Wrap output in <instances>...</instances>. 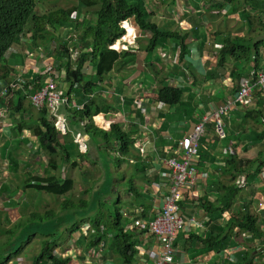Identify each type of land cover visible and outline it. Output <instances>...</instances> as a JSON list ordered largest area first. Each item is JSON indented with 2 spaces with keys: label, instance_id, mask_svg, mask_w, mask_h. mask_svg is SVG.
Returning a JSON list of instances; mask_svg holds the SVG:
<instances>
[{
  "label": "crops",
  "instance_id": "1",
  "mask_svg": "<svg viewBox=\"0 0 264 264\" xmlns=\"http://www.w3.org/2000/svg\"><path fill=\"white\" fill-rule=\"evenodd\" d=\"M148 12L152 15L151 21L157 23L158 27L184 37L186 47L182 60L177 39L167 40V44L156 47L149 53L144 46L151 40V33H145L147 42L143 45L138 43L142 33L135 28L136 45L118 51L128 54L118 60L110 73L98 79L94 75L92 64L86 69L85 81L91 84V92H84L87 98H83L81 92L70 90L71 87L66 82H59L53 73V80L58 82V89L64 100L58 113L67 120L69 134L74 136L77 131L82 130L92 142V151L84 153V156L79 155V147L76 153L71 144L72 160L60 164L55 172L56 176L70 178L74 183L73 188L65 195L44 193L45 191H39L25 182L18 184V176L24 163L14 170L9 161L10 153H14L15 158L19 157L18 153L25 151L35 153L36 137L32 135V128L38 111L27 96L21 109L16 111V93L21 88L17 90L11 84L13 90H9V86L0 81V93L7 89L6 95L0 94V193L9 196L4 201L6 214L19 213L16 224L23 217L36 216L34 211L41 193L44 197L51 195L60 205L58 210L41 206L47 214L46 222H38L39 227L44 228V236L35 233L30 242L7 264H30L31 257L39 253L44 239L55 240L54 253L70 258L72 261L69 264H104V249H108L105 242L94 245L90 243L100 230L102 233L105 231L104 226L97 231L90 223L103 214L108 215L109 219L120 214L123 217L122 224H127L132 230L127 233L137 238L138 257L131 264H150L146 253L154 249L152 246H155L156 241L152 234L141 232L133 225L146 231L147 223L160 212L163 194L169 189L168 172L163 162L169 157L183 158L185 150L182 141L193 132L194 126L204 116H210L206 136L201 138L200 150L193 157L198 169L195 177L197 196L191 199L188 188L180 192L179 209L185 218L186 230L180 232L176 240L173 264H264L261 240H243L235 235L234 229L227 240L228 246L223 243L221 247L215 243L212 246L202 241L207 234L213 232L212 220H217L221 226L226 227L229 218L236 213L233 212L236 211L233 204L237 201L239 208L250 202L249 212L258 215L261 226H264V218L260 215L261 212L264 215V94L255 87L252 102L247 109L239 104L234 105L229 116L223 117L224 136L217 133L214 116L224 104L233 102L241 79L262 69L264 0H150ZM50 38L57 46L67 42L70 55L71 50L76 49H79L77 56L81 55V47L73 46L64 30H51ZM227 39H230L231 44L237 45L232 48L229 46V50L223 52V63L219 66V51ZM127 40L128 37L124 38L122 43ZM28 41L23 42V50L15 48L21 55L22 63H11L8 59L11 78L14 76L16 80L23 82H28L30 74H47L44 64L39 60L40 56L36 59L25 57L24 50L30 52ZM43 48L47 52L52 51L49 45H44ZM31 51L44 54L41 48ZM176 55V61H168ZM47 64L53 67L54 72L58 71L59 64L63 65L54 56L50 57ZM147 75L152 77L149 84ZM64 79L61 78L60 81ZM164 85L182 90L179 103L169 106L158 101V91ZM44 86L46 80L42 87ZM32 88L29 84L31 94L24 89L23 94L33 95L36 90H31ZM87 103L92 106L101 103L108 108L95 116L90 124L109 130L112 123H118L134 140L129 148L130 152L124 157L117 158L109 153V149L117 152L118 144L100 141L98 137H91V134L86 133L84 123H89V120L75 121L70 116L69 109L83 110ZM47 110L56 121L57 117L48 105ZM25 147L30 148L24 150ZM101 150L107 151L109 157L117 162L116 166L111 167L115 176L111 186L103 182V167L99 161ZM87 156L88 161L83 158ZM80 157L82 159H78ZM68 163L73 168L70 166L62 171L64 164ZM52 172L39 169L32 174H54ZM234 179L240 180L241 184L234 182ZM229 187L239 191L229 208L225 209L221 200L231 190ZM68 199L71 201H67ZM63 202L79 204V208L63 210ZM44 203L43 199L42 204ZM218 206L225 209L218 210L222 212L221 218L212 210ZM112 208L116 210L115 215H112ZM206 208L209 210L206 211ZM73 215L78 216L75 219ZM51 218L54 219L47 221ZM62 219L65 224H77L78 230H69L63 225L59 227V231H54V227ZM102 219L107 222L105 218ZM127 227L124 226L125 231ZM60 231L65 239L63 242L59 240ZM215 231L218 232L216 229ZM77 241L84 242L85 246L76 245ZM63 249L67 250L63 252Z\"/></svg>",
  "mask_w": 264,
  "mask_h": 264
},
{
  "label": "trees",
  "instance_id": "2",
  "mask_svg": "<svg viewBox=\"0 0 264 264\" xmlns=\"http://www.w3.org/2000/svg\"><path fill=\"white\" fill-rule=\"evenodd\" d=\"M150 0H77V3L71 8H65V6H57V8L40 14L37 12L38 0H0V81L8 87L12 83H17L20 88L16 95L15 109L19 111L22 106V102L25 100L28 94H31L28 85L31 84L33 88L31 90H39L44 85V80L48 74H37L28 77V82L18 81L13 76L11 78V66L8 62L9 53L15 50V46L21 47L23 42L21 37L25 34L29 35L28 49H40L44 45H49L50 31L53 29L64 30L68 35V40L73 43V46H82L83 51L79 59L71 60L67 50V42L59 44L57 50L51 57H55L62 62L59 64L58 71L62 74L65 72V82L71 87L70 90H76L81 92L83 98H87L84 92H91V84L85 81L84 72L88 70L92 64L94 68V75L98 79H101L104 75L110 73L118 60L128 53H120L110 48L114 43L121 39L125 35V30L121 25L126 20H134L136 26L143 33H151V40L144 46V49L149 53L156 47H162L167 44V40L172 38L177 39L180 47V58L184 54V37H180L177 32H171L169 30L158 27L157 23L151 21L152 15L148 12V3ZM93 9L92 16L90 12L88 15H84L83 11ZM74 34V35H73ZM72 35V36H70ZM59 43V41H57ZM230 39L225 40L224 44L219 51V66L222 65L224 55L223 52L229 50V46H236V43L231 44ZM264 44V42H263ZM240 45V44H238ZM242 46V45H241ZM244 49V48H243ZM48 57V56H47ZM50 58H47L48 62ZM249 61V60H248ZM45 64V62H44ZM264 64L262 65L263 68ZM258 67V66H257ZM261 68H259L260 70ZM256 74L252 76L251 80L256 81ZM10 83V84H9ZM240 85V84H239ZM84 86V87H82ZM87 86V88H86ZM23 89L28 94H23ZM182 90L180 88H173L169 85H164L158 91V101L173 106L180 102ZM107 105L91 103L84 105L83 110L69 109V114L75 121L89 120V123L85 126V131L91 134V137H98L100 141L119 143L123 152L128 153V148L133 144L134 140L126 134L118 123H112L109 130H103L99 127H95L90 124L95 116L104 113L107 110ZM47 109L38 111L36 123L32 128V135L36 137V150L43 152L47 156V166L44 167V171H53L54 174L34 175L29 174L25 179V184L35 187L39 191H45L56 196H62L67 194L73 188V181L67 177L56 176L55 172L58 171L60 164L70 162L72 160V154L70 152L72 146L76 153L78 151V143L75 140V136L72 134L61 135L59 129L56 126L55 118L50 116ZM248 115V114H247ZM248 117V116H247ZM79 122V123H80ZM23 126V125H21ZM98 145V142H97ZM74 151V153H75ZM16 153V152H15ZM79 155H86L79 152ZM22 159V158H21ZM24 160V159H22ZM10 164L14 170L18 169L20 161L15 158L14 153H10ZM28 167H40L39 164L29 165ZM231 190L226 194V198L221 200L223 208L227 209L231 205V201L234 198V194L237 189L229 187ZM67 201H71L68 199ZM248 204V203H247ZM79 208V204L63 202L61 209ZM223 208L212 209L213 212L218 214L221 218V213L218 210L224 211ZM245 213L233 214L231 219L229 218L226 227L221 226L217 220L211 221L212 234H207L203 242L218 244H227V240L230 236V232L233 230V226L236 225L238 229L242 231H248L255 239H262L263 233L259 230L257 224V217L251 215L244 206ZM209 209L206 208V211ZM78 215H73V218H77ZM7 222H8V218ZM123 217L117 214L107 222L102 218L91 220L93 229L99 231L101 226L105 227V231L101 230L98 235L93 236V240L90 241L92 245L105 242L108 249H104L105 261L104 264H131L138 257L137 238L126 233L122 224ZM44 222L46 220L44 219ZM18 223L10 230L3 231L0 226V235L7 237L5 242L0 241V264H7L10 260L17 256L22 250L23 246L30 242L33 234L27 236V240H22V232L18 230ZM65 225V220L58 221V227ZM73 230H78L77 224L73 223ZM92 229V228H91ZM218 230V232L215 231ZM156 241L155 246H152V251L157 252L159 249V243L154 234H152ZM20 238V239H19ZM20 240V241H19ZM84 242L77 241L76 245ZM91 245V246H92ZM85 245H83L84 247ZM56 248L55 240L49 241L44 239L41 243V249L39 253L32 256L30 264H69L70 258H64L54 253ZM151 261L150 253H146ZM176 256V247L173 253V262ZM150 264H153L150 263Z\"/></svg>",
  "mask_w": 264,
  "mask_h": 264
},
{
  "label": "rangeland",
  "instance_id": "3",
  "mask_svg": "<svg viewBox=\"0 0 264 264\" xmlns=\"http://www.w3.org/2000/svg\"><path fill=\"white\" fill-rule=\"evenodd\" d=\"M76 3H77V0H39L38 5H37V12L40 14H43V13L50 11L51 9L57 8V6H65V8H71V6L75 5ZM90 10H93V9H89L88 11L84 10L83 14L91 17L93 11H90ZM87 12H90L91 16ZM133 22H134V20H133ZM134 24H136V23L134 22ZM135 28H136V30H138L137 26H135ZM140 32L142 33V37L138 40V43L144 45L145 42H147V39L144 37L145 33H143L141 30H140ZM22 37L25 40H29L28 39L29 35H27V34L23 35ZM238 44L243 45V43H238ZM135 45H136L135 42H131L130 40H127L126 42H124L122 44L121 47H127L128 48V47L135 46ZM49 47L52 49V51L50 50L47 52L43 47L41 48V49H43V53L45 54V57L50 54L48 57H46L44 59H40V62L43 63L45 61L47 66H51V65L47 64L46 59L50 58L54 54V50L57 47V43L55 41L51 40ZM32 50H35V49H32ZM12 54H13V56H12ZM162 57H165V55H162ZM177 57H178L177 55L173 56V57L169 58L168 61H172V63H173L174 61L177 60ZM9 60H11V63H22L21 55L18 54L15 50L11 51L9 53ZM54 67H55V65H54ZM56 72L60 73L57 70H56ZM0 74H1V71H0ZM61 75H63V74H61ZM151 82H152V77L147 75V83L149 84ZM130 84L128 85V88L130 87ZM27 97L30 100L31 105L34 106V108L41 110V111L44 109H47L46 99H42L41 101L37 102V101H33L30 98L31 96H27ZM244 109H247V108H244ZM55 115L59 119V121L62 125L59 132L62 133L63 135L68 134L70 132V129L68 128L67 120L65 118H62L58 112H55ZM214 116H215L216 130H217V133L219 134L218 124L220 123L221 126L224 127L225 122L223 120V117H227V116H223L221 118H218L215 114H214ZM209 117L210 116H204V119L201 122H199L197 125L194 126L193 132L185 138L186 141H188V140L192 141V146L195 148V151L192 154L193 156L198 154V152L200 150V148H199L200 140L202 137L206 136V127H207V122L209 120ZM87 123L88 122L84 123V127ZM198 126L201 127L200 130L197 129ZM74 136H75V139H76V141H77L82 152L90 153L92 151V150L90 151L92 142H90V138H88V136L85 134L84 131L79 130L74 134ZM117 144H118L117 152L113 151V149H109V153H112L113 156H115L117 158L124 157V155H126L130 152L129 148H128V151H129L128 153L123 152V150L120 147L121 145L119 143H117ZM182 145L185 146L184 140L182 141ZM29 148L30 147H25L24 150H28ZM32 149L35 150V148H32ZM109 153L105 150H101L99 153V155H100L99 161L103 167V169H102L103 178H104L103 182H106L107 185L111 186L113 184V181L115 180L114 172H113L111 167L116 166L117 162L113 158L109 157ZM18 156L20 157V158L17 157V159L20 161V164L24 163L23 168L20 171V175L18 176V182H19L18 184H21L22 182H24L26 177L29 174L35 173V171H37L39 169H43L44 167L47 166V156L43 152L35 154L32 152L25 151L22 153H18ZM21 158L24 160H22ZM83 158L86 161H88V156L83 157ZM78 159H82V158L80 157ZM178 160H183V158L178 159ZM37 164H39L40 167H35V168L28 167L29 165H35L36 166ZM163 164L167 168V172H168L167 177H168V182H169V189L166 193L163 194V199H162V204H161V209H160V212L162 214H164L163 219L156 224V238L158 240V243H159V246L161 247V252H162L161 255H159L157 257V260H156L157 264L159 261H161L162 264L165 262V260H163V254L166 252L167 246L169 247V249H170V246L175 248L176 247L175 243H176V240L178 238V235L180 234V232L186 230V228H185L186 221H185V218L181 214V210L179 209V201L181 198L180 192L184 188H188L190 190L189 193H190L191 199H193L195 196H197V194H195V187H197V181H195V177H197V175H198V169H197V173H195V176H194V185L193 186H189V184H184V185H181L180 187H178L176 190H171V180H170V176H169L171 169L168 166L166 160H164ZM64 165H65V167L62 169V171H65L68 167L72 166V165H70V163L64 164ZM72 168H73V166H72ZM195 168H197V167H195ZM79 169H80V167H79ZM0 176H1V174H0ZM133 182L135 183V180ZM234 182H237L239 185L241 184L240 180H238V179L237 180L234 179ZM238 184H236L237 188L240 189ZM238 189L236 192L239 191ZM6 192H8L7 189H6ZM44 193H48V192H44ZM236 194L237 193H235L234 196ZM6 197L9 198V196L6 195V193H0V214H1L0 226H1V229L3 231L10 230L14 227V225L16 224L17 214H19V213L12 214V215L6 214V210L4 209L5 208L4 201L6 200ZM43 199L46 202L44 204H42ZM166 199H167V201H166ZM58 202L59 201H57L51 195H47L44 197V194L41 193L40 197L38 198V202L36 204V210L34 211V214L36 216L23 217L20 220L19 224L17 225L18 230L22 229L21 230L22 235H23L22 240L23 239L27 240V236L30 234H33V233L43 235V229L44 228L39 227L40 224L38 222H41V221L44 222L45 216L47 217V214L44 210H42L41 206L43 205L45 209L58 210L60 208V205ZM238 203H239V201H237L235 204H233L234 205L233 208H234V210H236L233 212H236L235 214L245 213L244 206H240V208H239ZM249 205H250V202L248 204H245V206H247V209H249ZM115 213H116L115 208H112V215H115ZM260 215L264 218V215L262 212L260 213ZM175 216L178 217L179 225L172 222V217L174 218ZM253 216L257 217L258 228L263 233V238L262 239H255L252 237V234L250 232L242 231V230L238 229L236 225L233 226V229L235 230V235H239L243 240L244 239H252V238L254 240H261L260 243L264 247V226H261L262 223L260 222L258 215H253ZM6 218H8V222H7ZM101 218H105L106 221H108V219H109L108 215H105V214H103L101 216ZM53 219L54 218L47 219V221H52ZM80 219H81V216H80L79 220ZM65 226L69 230L74 228L73 224H65ZM129 230H130V227H127L125 232L127 233ZM54 231H59V227L57 225L54 227ZM60 234H61V236H60L59 240L61 242H63L65 239L62 235V231H60ZM170 234H172V235H170ZM46 235H48V233H46ZM6 239H7V237L0 235V241L5 242ZM246 244H249V243H246ZM67 249H69V248H67ZM67 249H63L62 251L64 252ZM221 251H223V254L225 253L224 250H221Z\"/></svg>",
  "mask_w": 264,
  "mask_h": 264
},
{
  "label": "built area",
  "instance_id": "4",
  "mask_svg": "<svg viewBox=\"0 0 264 264\" xmlns=\"http://www.w3.org/2000/svg\"><path fill=\"white\" fill-rule=\"evenodd\" d=\"M123 27L127 31V34L124 38L128 37V40H130L131 42H135L137 38L135 30L132 27H129L128 24L124 25ZM112 48L119 51L127 49V47H120V46H113ZM71 52H72V56L75 57L76 59L79 53V49L71 50ZM46 73L49 75L46 79V86L40 88L39 90H36V92L33 95H31L30 98L33 101H37V102L41 101L42 99H46L47 105L55 113L59 111L60 105L62 101H64L62 98V94L58 89V82L53 80L52 77L54 73L57 79L59 74L58 72L53 71L52 66H48V68H46ZM255 74L256 73H252L250 77L241 79L236 97L234 98L233 102L226 103L222 106V108H220V110L215 114L218 118H221L223 116H229L230 112L233 111L235 104H239L244 106V108H247V106L252 102L253 88L258 87L260 92L264 94V66L262 70L256 74L257 76L256 81L251 80L252 76ZM59 82L62 83V81ZM17 86L18 85H14L15 88H17ZM6 93L7 90H5L2 94L5 95ZM56 126L60 131L62 125L58 118L56 120ZM197 129L200 130L201 127L198 126ZM218 130L220 136H224V127L221 126L220 123L218 124ZM184 141H185V146L183 147L185 151H184L183 160H178L175 157H169L168 159H166L167 164L171 169L169 175L171 180V190H176L178 187L184 184H189V186L194 185V176L195 173H197V168H195L194 166L195 165L193 159L194 156L192 154L194 153L195 148L192 146L191 140L186 141V139H184ZM163 216L164 214L160 212V214L156 217L154 221L147 224L146 229L149 231L150 234H154L156 236V224L163 219ZM172 222L179 225L178 217L177 216H175L174 218L172 217ZM149 253H150L151 263L153 262V264H157L156 263L157 257L162 253L161 247L159 246L157 252L151 250ZM173 253H174V247L170 246L169 249V247L167 246V250L163 254V260H165L163 264H171L173 262ZM158 264H162V262L159 261Z\"/></svg>",
  "mask_w": 264,
  "mask_h": 264
},
{
  "label": "clouds",
  "instance_id": "5",
  "mask_svg": "<svg viewBox=\"0 0 264 264\" xmlns=\"http://www.w3.org/2000/svg\"><path fill=\"white\" fill-rule=\"evenodd\" d=\"M39 1V0H38ZM133 22V20H126V21H124L123 23H122V25H121V27H122V29H124L125 30V35L121 38V39H119L116 43H114L112 46H110V48L111 49H113L114 51H119V50H116V49H114V48H112L113 46H122V40L124 39V37L126 36V34H127V31H126V29L123 27L124 25H126V24H128V26L129 27H132L134 30H135V26H136V24H134V22ZM139 29V28H138ZM140 30V29H139ZM136 33V32H135ZM21 39L24 41L25 39L23 38V37H21ZM137 39V38H136ZM15 48H17V49H21V50H23V48L22 47H19V46H15ZM121 49V48H120ZM29 50V49H28ZM30 52H26L25 50H24V55H25V57H27L28 59H36L38 56H40L39 57V60L40 59H44V58H46L45 57V54H42V53H36L35 51H31V50H29ZM87 51V49L85 50V51H83V48H82V46H81V53H83V52H86ZM123 51V50H122ZM32 52V53H31ZM70 55V54H69ZM81 56V55H80ZM80 56H77V58L75 59V57H73L72 55H70V58H71V60L73 61V60H78L79 59V57ZM45 62V61H44ZM44 62H43V64H44ZM45 68H48V66L46 65V63L44 64V69ZM262 70V69H261ZM252 73H256V72H252ZM251 73V74H252ZM59 74V76H58V80L60 81V78H65V72L63 71V75H61V73H58ZM257 74V73H256ZM241 81V80H240ZM62 82H65V80H63ZM13 85H18L17 86V90L19 89V87H20V85L19 84H15V83H12ZM5 90H7V89H5ZM5 90H3L0 94L1 95H3L2 93L5 91ZM9 90H13L12 89V86H11V84H10V86H9ZM262 94V93H261ZM6 95V94H5ZM31 96V95H30ZM37 111H40V110H37ZM82 152V151H81ZM84 153V152H83ZM160 214V212L156 215V217L158 216ZM156 217L153 219V220H151V221H149L147 224H149L150 222H152V221H154L155 219H156ZM134 226V228H136V229H138L139 231H141V232H145V233H147V234H150L149 233V231L148 230H144V229H142V228H140V227H138L137 225H133ZM127 229V228H126ZM125 230V229H124ZM130 230H131V228H130ZM132 231V230H131ZM149 253V252H148Z\"/></svg>",
  "mask_w": 264,
  "mask_h": 264
}]
</instances>
